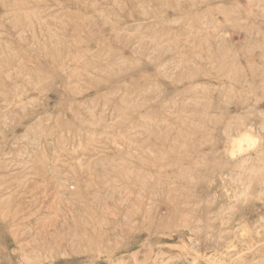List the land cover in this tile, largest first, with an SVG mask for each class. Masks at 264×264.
<instances>
[{"label":"rangeland","instance_id":"obj_1","mask_svg":"<svg viewBox=\"0 0 264 264\" xmlns=\"http://www.w3.org/2000/svg\"><path fill=\"white\" fill-rule=\"evenodd\" d=\"M0 264H264V0H0Z\"/></svg>","mask_w":264,"mask_h":264}]
</instances>
